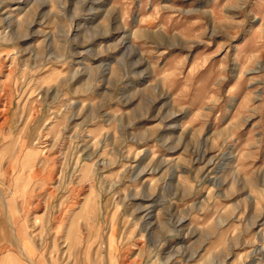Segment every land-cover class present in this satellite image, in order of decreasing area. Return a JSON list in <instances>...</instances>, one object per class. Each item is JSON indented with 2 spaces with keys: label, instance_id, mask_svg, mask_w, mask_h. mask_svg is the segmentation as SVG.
<instances>
[{
  "label": "rangeland",
  "instance_id": "1",
  "mask_svg": "<svg viewBox=\"0 0 264 264\" xmlns=\"http://www.w3.org/2000/svg\"><path fill=\"white\" fill-rule=\"evenodd\" d=\"M237 3L83 0L78 7L73 0L71 13L67 0H10L0 7L18 31L30 34L25 43L37 46L40 62L60 51L74 53L73 68L83 61V76L71 85L84 90L74 98L80 114L71 127L80 124L79 138H91L101 150L111 146L117 159L111 172L126 167L137 183L155 186L162 195L176 187L193 191L205 209L198 222L207 225L206 247L246 226L212 264H264L257 235L264 228V17H249L238 27ZM60 14L67 25L64 39L58 35L63 26L51 28ZM122 28L131 29L129 40L137 43L152 75L133 80L126 98L110 111H80L97 76L107 72L106 79L119 80L117 94L128 79L112 55ZM34 63L28 54L14 57L0 48V264H141L138 242L122 246L133 230L128 212L73 178L71 169L82 155L77 150L68 163L71 138L49 151L62 116L53 96L37 94L32 81L65 69L53 63L29 75ZM156 76L159 85L150 88ZM250 236L257 242L246 243Z\"/></svg>",
  "mask_w": 264,
  "mask_h": 264
},
{
  "label": "clouds",
  "instance_id": "2",
  "mask_svg": "<svg viewBox=\"0 0 264 264\" xmlns=\"http://www.w3.org/2000/svg\"><path fill=\"white\" fill-rule=\"evenodd\" d=\"M10 0H0V6L9 3ZM73 0H67V11L71 13ZM83 0H76L77 6ZM91 2V0H87ZM236 15L241 19L237 22L238 27H243L249 17L253 19L264 17V0H238L234 5ZM8 10L0 7V48L6 49L10 55L19 57L21 54H28V62L37 60L29 68V75L38 73L40 68L50 64H59L64 67V71L53 74L54 78L41 77L34 79L32 86L36 89L37 94L41 91L45 95L53 96L52 104L57 107L55 111L59 112L62 120L59 123L58 140L53 142L49 151L57 147H62L64 140L71 138L72 155L68 159L71 164L75 161L77 150L82 155L81 163L76 164L71 169L73 178L80 177L81 185L92 184L95 188V195L99 197L106 196L112 203H119L120 207L128 212L126 220L132 221V233L126 234L122 246L136 244L140 249L141 264H212V258L225 249L229 242L236 243L238 238L247 230L237 228L225 233L219 244L206 247L205 230L207 225L199 223L200 213L205 209L199 206L193 191L181 190L176 187L175 190L169 188L163 195L155 186L139 184L135 178L128 175L126 167H121L119 171L111 172L113 165L117 163L115 154L111 146L102 149L100 143L93 141L91 138L80 139V124L75 128L71 127V121L79 116L76 111L79 105V99H74L83 89H72L71 85L77 83L82 78L83 61L79 62L80 67L71 66V57L73 52L65 54L63 51L57 52L54 56L46 58L40 62L38 57L41 55L36 45H28L25 42L30 39V34L18 31L15 22L10 15H5ZM63 26L64 30L58 33L61 39L67 36V25L65 17L60 14L52 22V30ZM264 28V23H262ZM123 35L117 38L119 45L115 52L117 64L120 66L122 77H128L124 81V86L119 88V94L116 89L120 81L107 78V72L97 76L94 87L87 90V99L85 100V109L95 110L98 106L110 111L112 103L123 101L126 98L128 86L133 84V80L141 82L147 81L152 75L153 68L148 61L140 56V49L137 43L130 42V28L121 29ZM34 34V33H33ZM75 47V45H73ZM126 61V63H125ZM107 68V63L105 64ZM160 77L156 76L150 84V88L159 85ZM104 92L103 96L100 93ZM97 99H92L93 96ZM101 101L103 103L101 104ZM124 114H117L118 117ZM19 124V121H16ZM28 130L25 124L21 128L20 134L23 136ZM68 131L69 135L63 133ZM9 137H5L7 142ZM121 155H126L121 149ZM9 156L7 152L3 157L2 163L7 165ZM83 159L88 163L83 164ZM110 173V174H109ZM5 186L6 189L11 187L7 168H5ZM197 189H199L198 178ZM136 198L140 202L132 203ZM159 209V212H157ZM242 219V217H241ZM190 221V223H186ZM259 242L264 244V228L259 233ZM246 243L257 242V236H250ZM222 264V262H219Z\"/></svg>",
  "mask_w": 264,
  "mask_h": 264
},
{
  "label": "crops",
  "instance_id": "3",
  "mask_svg": "<svg viewBox=\"0 0 264 264\" xmlns=\"http://www.w3.org/2000/svg\"><path fill=\"white\" fill-rule=\"evenodd\" d=\"M8 257L4 258V261L7 262ZM8 264V263H7Z\"/></svg>",
  "mask_w": 264,
  "mask_h": 264
},
{
  "label": "bare ground",
  "instance_id": "4",
  "mask_svg": "<svg viewBox=\"0 0 264 264\" xmlns=\"http://www.w3.org/2000/svg\"><path fill=\"white\" fill-rule=\"evenodd\" d=\"M15 236V235H14ZM18 236V235H17Z\"/></svg>",
  "mask_w": 264,
  "mask_h": 264
}]
</instances>
